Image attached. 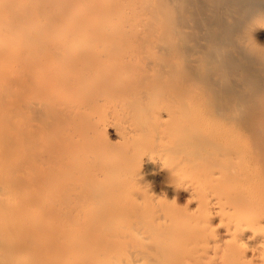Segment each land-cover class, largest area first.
Returning a JSON list of instances; mask_svg holds the SVG:
<instances>
[{"label": "bare ground", "instance_id": "bare-ground-1", "mask_svg": "<svg viewBox=\"0 0 264 264\" xmlns=\"http://www.w3.org/2000/svg\"><path fill=\"white\" fill-rule=\"evenodd\" d=\"M264 0H0V264H264Z\"/></svg>", "mask_w": 264, "mask_h": 264}, {"label": "rangeland", "instance_id": "rangeland-1", "mask_svg": "<svg viewBox=\"0 0 264 264\" xmlns=\"http://www.w3.org/2000/svg\"><path fill=\"white\" fill-rule=\"evenodd\" d=\"M259 40L261 43H264V30L259 33Z\"/></svg>", "mask_w": 264, "mask_h": 264}]
</instances>
